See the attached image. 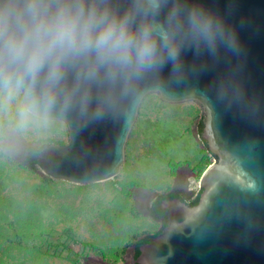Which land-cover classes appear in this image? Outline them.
Listing matches in <instances>:
<instances>
[{"label": "water", "instance_id": "95a60500", "mask_svg": "<svg viewBox=\"0 0 264 264\" xmlns=\"http://www.w3.org/2000/svg\"><path fill=\"white\" fill-rule=\"evenodd\" d=\"M204 2L234 29L236 52L187 53V75L171 81L166 68L164 87L145 84L130 113L54 118L66 126L67 142L44 144L36 158L52 179L105 180L124 162V147L146 95L200 106V135L215 160L201 174L197 203L162 199L166 226L137 246V256L135 242L130 246V264H264V0ZM145 213L150 216L148 208Z\"/></svg>", "mask_w": 264, "mask_h": 264}, {"label": "clouds", "instance_id": "9594fccd", "mask_svg": "<svg viewBox=\"0 0 264 264\" xmlns=\"http://www.w3.org/2000/svg\"><path fill=\"white\" fill-rule=\"evenodd\" d=\"M238 47L204 0H0V129L130 113L166 68L171 81L187 75V53Z\"/></svg>", "mask_w": 264, "mask_h": 264}, {"label": "rangeland", "instance_id": "374dc122", "mask_svg": "<svg viewBox=\"0 0 264 264\" xmlns=\"http://www.w3.org/2000/svg\"><path fill=\"white\" fill-rule=\"evenodd\" d=\"M201 122L192 101L170 104L146 95L121 168L88 184L25 165L27 147L67 142L63 122L23 136L0 129V264H130V246L161 227L145 213L152 196L183 184L193 195L215 160L198 132Z\"/></svg>", "mask_w": 264, "mask_h": 264}, {"label": "trees", "instance_id": "16d2710c", "mask_svg": "<svg viewBox=\"0 0 264 264\" xmlns=\"http://www.w3.org/2000/svg\"><path fill=\"white\" fill-rule=\"evenodd\" d=\"M201 126H202V123L199 125V128H198V132L200 134V131H201ZM203 141V139H202ZM204 143V147L205 149L209 152L208 148L206 147L205 145V142L203 141ZM46 143H38V144H34L32 146H29L25 149L24 151V162H25V165L31 169V170H34L37 168L38 166V163H37V155H38V152L40 150V148ZM210 153V152H209ZM211 154V153H210ZM213 157H215L213 154H211ZM200 191H201V188L199 190V192L197 193V195L193 198H191V193L189 192H183V196L181 197H178V192L177 189L175 188H172L171 190L165 192V193H161V194H158L157 197L150 203V205L148 206V210L150 212V217L154 218L155 220L157 221H160L161 222V227L159 230H157L155 233H152V234H146L144 235L143 237L137 239L135 241V246H136V249H135V256L138 255V250H137V246L141 243H144V242H148L150 239H152L153 237H155L162 229H164V227L166 226V222H167V217H166V213L160 208V201L162 199H171V198H179L181 201L185 202L188 206H193L197 203V200H198V197H199V194H200Z\"/></svg>", "mask_w": 264, "mask_h": 264}, {"label": "flooded vegetation", "instance_id": "af4514ba", "mask_svg": "<svg viewBox=\"0 0 264 264\" xmlns=\"http://www.w3.org/2000/svg\"><path fill=\"white\" fill-rule=\"evenodd\" d=\"M175 189H177V191H179L178 192V197H181V196H183V192H188L186 189H185V184H183V185H180V186H177V187H175ZM175 198H177V197H175ZM149 206V205H148Z\"/></svg>", "mask_w": 264, "mask_h": 264}, {"label": "built area", "instance_id": "2783aa9c", "mask_svg": "<svg viewBox=\"0 0 264 264\" xmlns=\"http://www.w3.org/2000/svg\"><path fill=\"white\" fill-rule=\"evenodd\" d=\"M199 187V185H198ZM197 192H198V188L196 189V191L193 193V195L191 196V198L195 197L197 195Z\"/></svg>", "mask_w": 264, "mask_h": 264}, {"label": "bare ground", "instance_id": "6f19581e", "mask_svg": "<svg viewBox=\"0 0 264 264\" xmlns=\"http://www.w3.org/2000/svg\"><path fill=\"white\" fill-rule=\"evenodd\" d=\"M185 174H187V173H185Z\"/></svg>", "mask_w": 264, "mask_h": 264}]
</instances>
